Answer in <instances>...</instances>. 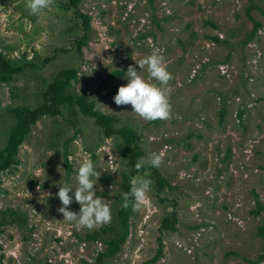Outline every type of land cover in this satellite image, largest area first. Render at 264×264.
Wrapping results in <instances>:
<instances>
[{
	"label": "rangeland",
	"instance_id": "1",
	"mask_svg": "<svg viewBox=\"0 0 264 264\" xmlns=\"http://www.w3.org/2000/svg\"><path fill=\"white\" fill-rule=\"evenodd\" d=\"M64 0L32 15L26 0H0V153L23 109L43 104L56 75L63 94L110 116L106 135L76 103H59L28 126L0 168V264H92L122 233L118 211L131 158L164 152L126 222L128 235L101 264H264V0ZM158 48L171 116L145 121L113 97L129 65ZM153 83H158L152 81ZM166 146V147H165ZM91 159L111 222L94 229L63 220L59 181L77 186ZM131 177V178H132ZM38 188L40 189L38 191ZM47 194V195H46ZM73 202L69 210L79 213ZM172 229L161 226L170 221Z\"/></svg>",
	"mask_w": 264,
	"mask_h": 264
},
{
	"label": "clouds",
	"instance_id": "2",
	"mask_svg": "<svg viewBox=\"0 0 264 264\" xmlns=\"http://www.w3.org/2000/svg\"><path fill=\"white\" fill-rule=\"evenodd\" d=\"M55 0H26V8L32 15H41L46 10L51 11ZM139 69H146L148 76L145 79L135 67L129 65L125 73L127 84L121 85L113 97L117 106L131 105L132 112L145 121L167 120L171 116V104L168 94L171 73L167 71L164 56L160 49L153 48L151 53L142 58L138 63ZM156 81L158 83H153ZM166 147V146H165ZM164 152H151L147 159L140 157L135 168L137 171L145 166L159 168L163 163ZM100 177L95 170L91 159L84 160L78 167L76 180L77 186L73 189L68 183L60 181L58 196L61 206L57 211L62 214L63 220L75 223L79 228L94 229L97 225L111 222V206L107 199L98 196L94 185ZM153 181L142 176H133L130 179V191L123 194L122 207L130 205L136 209L148 198ZM40 189L38 188V191ZM74 199L80 205L79 213L69 210V205ZM47 195V194H46Z\"/></svg>",
	"mask_w": 264,
	"mask_h": 264
},
{
	"label": "trees",
	"instance_id": "3",
	"mask_svg": "<svg viewBox=\"0 0 264 264\" xmlns=\"http://www.w3.org/2000/svg\"><path fill=\"white\" fill-rule=\"evenodd\" d=\"M66 3V6L68 8H72L76 14L81 23H85V18L83 12L78 8L77 2L78 0H64ZM12 71V68L8 67L6 64L2 66V70L0 71ZM72 75L71 70H64L58 73L55 77V79L52 81V83L48 86L47 89H45L43 93V104L35 107L34 109L28 110L23 109L19 114L17 113V120L15 124L11 127L9 131V135L7 138V142L0 153V168L1 166L5 165L7 162H9L12 158L11 156L14 154L17 145L22 140L25 132L28 129L29 124L36 119L39 115H41L44 112H56L58 110L57 106L59 103H76L78 107L85 113L92 115L94 118V121L100 125L103 129V132L106 135H109L113 132V128L110 124V122L113 120L110 116L104 115L100 113L99 111H96L92 109V107L88 104L87 101L82 100L80 98H70L67 95L63 94L64 89L69 85L68 79ZM121 134L125 140L127 149H129L130 154L132 155L131 158V169L129 172V175H127L124 178L123 182V189L125 192L130 191V179L132 175L137 172L135 168V164L137 162L136 160V153H134L133 148L131 147L132 138L129 135V132L121 130ZM131 206V205H130ZM130 206L128 208L120 207V210L118 211V219L120 221L122 233L119 234L117 237L110 238L107 241V247L106 249L99 253L96 256L95 262L92 264H101L103 257H108L112 255L118 248V244L124 240V238L128 235V229H127V212L130 209ZM175 221V214L174 212L170 213V221L163 220L161 223V226L166 229H172V222ZM85 264H89L88 262H85Z\"/></svg>",
	"mask_w": 264,
	"mask_h": 264
}]
</instances>
